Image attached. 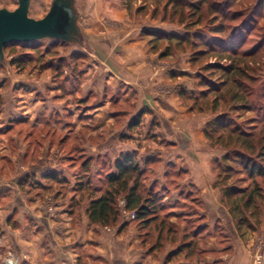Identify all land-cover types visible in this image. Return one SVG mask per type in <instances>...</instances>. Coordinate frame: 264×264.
<instances>
[{
  "label": "crops",
  "instance_id": "obj_1",
  "mask_svg": "<svg viewBox=\"0 0 264 264\" xmlns=\"http://www.w3.org/2000/svg\"><path fill=\"white\" fill-rule=\"evenodd\" d=\"M82 7L80 0L83 17ZM92 25L85 32L92 44L88 43L83 83L75 100L71 98V107L77 109L71 120L64 118L65 101L55 96L50 77L38 71L16 72L17 85L24 87L17 86L11 93L12 87L11 95L2 97L0 252L19 253V264H202L198 259L167 261L180 241H162L158 251L149 252L156 240L143 243L129 220L124 219L128 225L122 232L119 227L92 224L88 194L77 191L76 182L63 185L64 170L75 162L68 158L70 151L94 158L90 176L101 159L138 152L139 158L157 156L159 161L149 170L147 188L163 189L168 167L174 166L181 185L194 189L200 198L208 252L204 264H258L254 244L237 235L231 215L221 204L211 151L203 137V117L182 106L178 91L167 97L159 88L162 83L175 88L172 67L151 63L155 55L136 27L134 33H119ZM141 111H145L141 123L131 127ZM153 135L159 144L150 142ZM73 170L80 172L82 164ZM50 174L56 178H45ZM172 222L181 232L185 229L186 223Z\"/></svg>",
  "mask_w": 264,
  "mask_h": 264
},
{
  "label": "trees",
  "instance_id": "obj_2",
  "mask_svg": "<svg viewBox=\"0 0 264 264\" xmlns=\"http://www.w3.org/2000/svg\"><path fill=\"white\" fill-rule=\"evenodd\" d=\"M243 2L245 3L246 0H168L165 10L171 8L175 15L183 18L184 10L189 9L191 12L189 17H197L198 20H193L189 24H184L185 20H178L179 24L185 25L187 29L184 35L146 32V36L151 37L149 44L153 51H158L162 45L165 47L161 59L174 56L183 47H195L191 58L192 64H203L200 71L209 73L206 79L210 82L203 79L199 87L196 86L199 94L183 89L180 97L186 103H190L191 111L208 110L213 115L204 127V134L210 150L224 151L221 157L215 158L212 162L217 180L215 187L219 190L221 203L231 215L235 230L241 238L245 234V229L254 231L252 220L256 222L260 216L259 200L263 197V192L257 180H264V90L256 102H252L253 92L249 90L250 86H247L256 80V70L259 66L256 64L260 56L258 50L261 49L262 43L258 42L253 47L246 48L251 36L257 30V25L259 26L256 20L264 7V0L259 1L254 9H247L248 13L244 14L242 20L234 24L240 19L237 15L238 11L234 8L242 6ZM228 11H233V14L228 15ZM205 13L214 19L212 24L218 22L220 18L225 20V23L213 25L209 31L213 37L220 36L219 43L227 39L230 47L224 48L221 44L215 47L211 42L201 45L190 38L191 29L201 26L205 21L203 20ZM232 23L233 26H230ZM31 50L29 52L35 53L34 48L33 51ZM28 55V51L18 58L11 54L10 65L21 72L38 68L46 71L54 69L56 77L53 78V83L59 85L57 86L59 90H64L71 96L77 95L84 79L82 64L67 66L71 69V76L67 77L63 75L65 68L61 64L46 66L34 60L32 63L26 62L25 58ZM75 56L76 54H72L71 57ZM212 58L216 59L214 63L207 62ZM85 59L81 57L80 61L84 63ZM222 106L225 107L224 110ZM239 111L242 112L241 115L232 117L234 112ZM247 114L255 115L247 117ZM137 158L136 152H125L118 154L113 160L107 157L101 159L99 164L103 169L108 170L103 178L98 174L94 177L90 176L91 159L81 163L82 175L76 174L74 188L77 191H85L90 198L87 209L89 220L92 224L102 227H119V232H122L128 225L122 217L120 207L122 198L125 202V210L134 211L136 214L132 223L137 226L143 243L149 242L150 239L156 240L149 252L158 251L162 241H171L173 244L180 241V245L168 255L167 261L198 259L204 264L205 256L208 254L204 249L207 240L202 235L206 229L203 225L205 217L199 211L181 217L177 222L186 223L185 229L181 232L179 226L171 219L175 215L172 210L178 209V205L165 202V196L156 187L147 188L144 184L150 177V168L157 166L159 161L147 159L142 166ZM240 174L250 179L252 185L237 188L235 184H230L234 176ZM52 177L56 178L53 174L45 176V178ZM177 180H181L180 175L174 166H169L165 181L178 188V184L175 183ZM188 192L196 194L194 189ZM195 198L199 201L198 206L201 209L202 202L197 194Z\"/></svg>",
  "mask_w": 264,
  "mask_h": 264
},
{
  "label": "rangeland",
  "instance_id": "obj_3",
  "mask_svg": "<svg viewBox=\"0 0 264 264\" xmlns=\"http://www.w3.org/2000/svg\"><path fill=\"white\" fill-rule=\"evenodd\" d=\"M51 1L52 0H32L31 7H30V13H29L30 17L34 19L44 18L50 9ZM259 1L261 0H246L245 3L243 2L241 4L242 6L235 7L234 10L238 11L237 15L240 16V19H237L238 21H236L234 24H237L239 20H242L244 14L248 13L249 9H254L259 3ZM167 2L168 0H156L155 2L151 0H83L82 10L84 12V16L80 19V26L83 30L84 37H85V32L90 28L91 24L95 25L94 27L102 26L103 31L107 29L109 32L114 31V32H119V33H128V31L130 32L131 30H133L134 27H136L137 31H140V37L143 40V42L147 44L149 49L155 55V58L150 60L151 63L153 65L158 66L160 65L159 62L161 63L164 62L165 66L172 67L171 76H172L173 81L176 82L175 88L165 83H162L159 85V88L162 89V93L166 95L167 97H169L170 93L174 91L175 92L178 91V94L180 97L181 90L186 89L187 91L192 92L193 94L197 95L199 94V89L196 90V86L199 87L200 82L204 80L207 82H210V81L206 79V76L209 73L208 72L202 73L200 71V69L203 68L202 66H204L203 64L201 65L192 64L191 58L194 52L193 49H195V47H183L181 51H177L174 56H171L168 59L163 60L161 59V54L164 53L165 47H163L162 45L160 46V49L158 51L156 52L153 51L152 46L149 44V40L151 39V37L146 36L147 35L146 32H159V33H165V34L184 35L186 34L187 29L185 28V25H180L178 20H181V19L185 20L184 24H189L193 22V20H198L197 17H189L191 13L189 9L184 10L183 18H181L179 15H175L171 8L165 10ZM3 8L11 10V11L16 10L18 8V0H0V9H3ZM227 13L228 15H231L233 14V11H228ZM207 15H208L207 13L203 15V20L205 21L202 23L201 26L193 27L191 29V31L189 32V35L191 36L190 38L194 39L195 42L201 45L204 44L205 42H211L212 46H215V47L219 46V44H221V46H223L224 48L230 47L231 45L230 46L228 45L229 41L227 39L219 43L220 36L213 37L209 31L213 25H218L222 22L225 23V20L223 21L220 18L218 22L212 24L213 23L212 20L214 19H212L210 16H207ZM256 21L258 22L259 26L257 25L256 27L257 30L251 36V39L248 42V45L246 47V48H251L258 42L262 43L261 49L258 50V52L260 53V56L258 58V63L256 64V66H258L259 64V66L257 67L258 69L256 70V75H255L256 80L252 84L247 85V86H250L249 90L253 92V97L251 98L252 102H256L258 96L264 90L263 89L264 87V7H262L261 13L258 16ZM230 26H233V23ZM134 32H136V30ZM85 42H86L85 43L86 50H82L74 45L62 44L61 42L56 43L51 40L40 41L37 43H33L32 45H23L21 43H15V44H11L7 46V48L5 49L6 66L4 67L0 65V113L2 114V112H4L3 109L1 108L2 106L1 103L3 101L2 97L10 96L11 93L16 91L17 86H19V88L24 87L23 84L17 85L19 80L15 76V73L17 72L18 74H25L27 72H30L31 70V69H28L25 72H21V71H18L16 67L11 66L10 65V61L12 59L11 54H14L15 58H18V56H21L22 54H25L28 51L29 55L25 58L26 62L32 63L34 61H38V63L46 64V66L51 65V64L52 65L61 64V66L65 68V70L63 71V75L69 77L71 76V69L68 68L67 66L82 64V67L84 69L85 65L89 61V51L88 50H90L91 47L88 43L92 44V42H88L86 40V37H85ZM33 48L35 49V53L29 52L30 50L33 51ZM72 54H76V56L73 58L71 57ZM81 57L86 58L84 63L80 61ZM209 61L211 63H214L216 59L212 58V59H209L207 62ZM34 71H38L39 75L43 74V75H48L50 77V81L54 86L52 87V90L56 92L55 96H57L58 99L65 101L63 115H64V118H66L68 122V119L71 118V114L77 113V109L74 107H71V98H73V101H74L75 96L66 94L64 90H59V87H57L59 85L53 83L54 82L53 78L56 77L54 69H51V71H46L45 69L38 68V69L32 70L31 72H34ZM216 80L217 78L215 79V81ZM12 83H13V86H12ZM12 87H14V89ZM10 88H12L11 93H10ZM180 99H181L182 106L184 108H187L189 111H191L190 103H186L181 97ZM221 108L222 110L225 109L224 106H222ZM144 113L145 111H141L133 118V121H132L133 124H131V127L132 125L134 126L135 123L136 124L141 123V118ZM191 113L195 115H201L203 117L202 121L205 122V125L209 120H211V118H213V115L208 110L205 112L191 111ZM241 114H242L241 111L234 112L232 114L233 115L232 117H236ZM254 115L255 114H250V115L247 114V117L254 116ZM202 121L199 120V123ZM51 123L53 124L55 123V121L50 122L49 124ZM61 123H64V122L61 120ZM141 130L142 128L139 129L137 134H141L140 133ZM0 132L1 133L5 132V127L0 128ZM203 137L205 139L206 144L209 146V142L206 139L204 133H203ZM150 142H152V144H159L157 136H154V135L151 138ZM161 143L162 144L164 143V146L170 145L169 142L166 143L163 140H161ZM210 151H211V156L213 160L214 158H219L224 154V151L222 150H214V151L210 150ZM136 153L138 154V152ZM67 155H68V158L71 160V161L69 160L70 162H72V160L73 161L78 160V161L72 162L73 165L71 166V169L70 167H68L64 170L65 177L63 178L65 179L63 180L64 181L63 185L73 186V183L76 182V174L80 173V176L82 175L81 172L74 171L73 169H75L76 165H80L84 160L91 159L93 161L94 158H88L87 155L80 154V152L71 153L70 151L69 153H67ZM217 155L218 157H216ZM116 156L115 155H113V157L107 156V158L109 160H113L115 159ZM149 159L158 160L157 156L149 157ZM137 160L140 163V165L144 166L145 159L139 158V154H138ZM20 169L25 171L24 166H21ZM25 172H28V170ZM107 172L108 170L103 169V167H101V164H99L98 167L96 168L95 174L96 175L98 174L102 176L103 178L107 174ZM94 176L95 175H93V177ZM149 179L150 178H148L147 180ZM257 181H258V185L262 188V192H263V197L260 198L259 200L260 216L256 222L252 220L251 224L252 226H254V231L251 232L250 230L245 229L244 236L240 238L244 241H249L250 243L252 242L254 244L253 246L254 247L253 249L254 259L256 263L260 264L261 262V264H264V180L258 179ZM166 182L167 181L163 182L164 190L163 189L160 190L161 194L165 196V202L177 204L179 207L178 209L176 208L172 210V212H174L175 214L174 216H172L171 218L172 220H178L181 217L186 216L190 212L194 211L195 213L200 210L198 206L199 201L196 200L195 198L196 194L189 193L188 189H186L185 186L181 185V182H182L181 180L180 181L177 180V182L175 181V183H177L179 186L178 188L170 184L169 181L167 183ZM230 184L232 185L235 184L237 188H246L252 185V181H250V179H248L245 175L240 174V175L234 176L232 181H230ZM68 186L66 187L68 188ZM166 186H167V189H166ZM182 187H184L183 190H182ZM3 188L4 186L0 183V194H1L0 196H3V191H4ZM222 206L225 208L223 204ZM259 258L261 261H259Z\"/></svg>",
  "mask_w": 264,
  "mask_h": 264
},
{
  "label": "water",
  "instance_id": "obj_4",
  "mask_svg": "<svg viewBox=\"0 0 264 264\" xmlns=\"http://www.w3.org/2000/svg\"><path fill=\"white\" fill-rule=\"evenodd\" d=\"M32 0H18L14 11L0 9V65L6 66L5 48L14 43L61 41L86 50L80 26V0H52L42 19L30 17Z\"/></svg>",
  "mask_w": 264,
  "mask_h": 264
},
{
  "label": "built area",
  "instance_id": "obj_5",
  "mask_svg": "<svg viewBox=\"0 0 264 264\" xmlns=\"http://www.w3.org/2000/svg\"><path fill=\"white\" fill-rule=\"evenodd\" d=\"M120 207H121V212H122V217L123 219L133 221L136 218V214L134 211H126L125 210V202L124 199L121 198L120 200ZM2 240L0 238V249L2 248ZM0 261L3 264H19L20 262V254L13 251V250H7L5 252H0ZM259 261L260 258H259ZM261 264V262H260Z\"/></svg>",
  "mask_w": 264,
  "mask_h": 264
}]
</instances>
